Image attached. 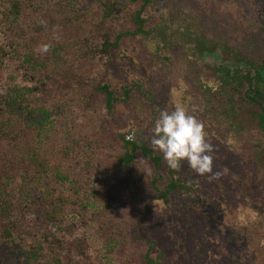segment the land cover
<instances>
[{
    "label": "trees",
    "instance_id": "16d2710c",
    "mask_svg": "<svg viewBox=\"0 0 264 264\" xmlns=\"http://www.w3.org/2000/svg\"><path fill=\"white\" fill-rule=\"evenodd\" d=\"M79 1L58 0L56 6L50 9L49 18L44 20H50L48 26L52 28L39 31L40 37L35 45L23 42V35L17 34L14 28L23 24L22 18L27 16V9L35 1L0 0V30L7 40L0 44V68L4 57L15 54L18 56L16 67L24 82L14 83L0 93V237H18L26 242V235L32 234L25 247L19 245L10 249L8 255H0V264H44V255L50 250L52 255H62L66 264H80L82 260L92 264L89 262L91 256L86 236L73 240L66 238L65 232L72 234L75 226L64 223L63 208L69 205L83 216L80 209L85 207L90 192L85 181L96 173L95 167H100V174L104 176L102 163L97 164L107 151L110 152L107 156L112 157L111 161L119 169L113 171L110 167V176L112 173L122 175L121 171L124 173L134 161L151 162L155 170L149 185L156 193L152 196L156 202L150 211L153 210L161 228L165 229L162 234H165L169 249L176 247L173 243L174 230L186 232L181 224V227L175 224L168 208L170 196L187 190L189 184L184 183L177 171L169 167L166 176L162 177L158 171L161 167L160 153L144 139L140 138L137 142L126 138L133 126L154 125L156 115L150 116L149 107L145 106L153 98L152 90L140 81L129 80L119 85L116 91L109 82H105L110 53L119 48L126 38L158 44L156 51L159 47L171 50L178 47L179 25L175 24L174 8H166V0H130L138 3L137 7H126L121 0H83L90 7L89 15H86L81 9L85 5H79ZM201 5V12L191 15L196 20L185 22L190 34H194L190 45L193 53L187 56L191 68L189 76L193 83L200 86L198 80L204 71L201 79L209 87L204 94L225 90L231 96L227 102L229 107L209 95L193 96L189 113H197L201 117L207 139L212 145H217L225 129L234 135L241 132L258 144L259 148L251 152L248 162L261 186L260 196L264 198V0H204ZM34 6L36 9L42 7L41 3ZM95 11L99 12V19L92 15ZM154 11L161 12L162 18L150 22L153 17L151 12ZM84 16L89 25H84ZM208 19L214 25L213 34L205 27ZM76 20L80 21L77 25ZM230 23L236 28L233 39L229 42L226 39L221 47L220 43L216 44L215 38L219 36V31L225 32ZM76 27L87 29V32L80 33ZM71 33L78 37L71 36ZM198 40L201 46L196 45ZM244 41L249 44H244ZM44 44L50 45V49L41 53L38 46ZM211 45L227 54L226 59L230 58L233 63L206 68L198 52L202 54ZM7 46L9 50L5 49ZM196 49L197 54L194 53ZM77 86L82 93L80 108L65 105ZM97 100H103V116L93 125ZM120 103L130 105L127 124L114 122L117 118L115 107ZM248 105L255 106L249 116L245 110ZM86 126L95 130L97 127V133L103 134L100 137L102 140H106L104 135L109 130L113 133V142L109 140L108 147L104 146L99 154L96 151L80 152L77 148L76 153H71L72 133L80 137ZM228 150L231 154V149ZM230 154L224 153L219 158L215 168L221 167L218 171L220 176L211 179L210 183L218 189L240 186L248 190L245 180H240L226 166ZM90 159L95 167L93 170L87 167L85 175L83 162L88 163ZM205 175L201 180L208 179ZM158 181L163 182L162 186L157 185ZM128 192L125 187L121 195L124 212L120 208L118 213H112L115 217L107 228L98 225L97 236L101 245L97 250L105 252L100 263L161 264L162 254L156 257L151 254L154 242L141 238L136 219L130 218L128 203L131 197ZM199 201L207 202L202 196ZM213 201L216 206L219 205L218 200L212 197L211 203ZM30 218H33L32 224L25 229ZM240 233L249 239L250 244L238 249L231 258L238 257L237 264H264V217L258 219L251 229L240 230ZM138 249L140 251L135 255ZM72 251L81 260H76Z\"/></svg>",
    "mask_w": 264,
    "mask_h": 264
},
{
    "label": "rangeland",
    "instance_id": "374dc122",
    "mask_svg": "<svg viewBox=\"0 0 264 264\" xmlns=\"http://www.w3.org/2000/svg\"><path fill=\"white\" fill-rule=\"evenodd\" d=\"M34 4L41 3V8H37L32 5L27 9V16L22 18L23 24L21 26H14L17 34H22L25 39V43L30 44L31 42L36 43V39L40 37L41 30L48 28L51 21H44L49 18L50 9L55 7V3L58 0H33ZM90 1V0H86ZM156 0H154L155 2ZM165 7L174 8L175 24L179 25L178 28V42L179 45L175 50L169 48L164 49L159 47L155 50V46H159L154 43H144L138 38H126L124 39L119 48L113 49L110 53V64L106 69L105 82H109L112 88L118 90V86L129 80L140 81L152 90L153 98L150 102L146 103V107H149V115H156L155 120L159 117V113L162 110L172 111L176 105L184 106L188 112L189 104L193 99V96H212L217 101L219 99L220 104L228 106L227 102L230 98L225 90L221 93L204 94V90H209V87L204 84L201 78L204 77L205 73L202 71V76L199 80V84L193 83L191 77V68L187 56L193 53L190 45L194 41V34H190L185 26L186 20L192 22L196 20L191 17L195 14L194 12H201V2L204 0H184V1H168ZM84 3L83 0L79 1V5ZM122 4L126 7L132 5L137 7L138 3H133L130 0H121ZM82 6L83 13L89 15V5ZM154 5V4H153ZM164 9V8H163ZM97 10V9H96ZM166 11V10H164ZM71 14V12H70ZM98 11L92 12V15L98 18ZM152 19L150 22H156L162 18L161 12H151ZM198 14V12H197ZM72 15V14H71ZM81 18L86 21V25H89L87 17ZM75 22V21H74ZM76 20V25L79 23ZM28 24L30 28H28ZM130 24V23H129ZM191 24V23H189ZM213 23L210 19L205 21V27L208 28L210 34H213L212 28ZM128 25V24H127ZM193 27L194 25L191 24ZM50 29L52 27H49ZM57 29V26L54 28ZM80 33H86L87 29L80 30L76 27ZM235 26L229 24L226 31H219V36L215 38V42L220 43L223 47V43L226 39L232 40ZM77 32V33H78ZM60 35V33L58 31ZM13 34V33H12ZM71 36H76L71 33ZM50 37V34L48 35ZM72 40H77L72 38ZM243 40V39H242ZM6 43L7 40L0 30V44ZM213 42V43H215ZM244 44H249L248 41H244ZM201 42L198 40L197 46H201ZM206 47V46H203ZM9 50L8 46L5 48ZM204 50V49H203ZM184 51V53H183ZM198 49H196L197 54ZM199 58L206 68H215L219 64H231L233 63L230 58H227V54L220 51L216 46H208V49L204 50L202 54L198 52ZM18 56L10 54L4 57L2 60V67L0 68V93H3L9 89L14 83L24 84L21 80V72L17 70ZM62 97L59 94V97ZM82 93L80 88L77 86L74 88V92L71 94L70 100L65 102V105L80 108ZM237 95L235 99H237ZM144 98V97H143ZM187 99V101H186ZM62 103L63 100H61ZM238 102V100H236ZM103 100L95 101L96 112L93 114V125L98 123V120L103 116ZM129 104L120 103L115 107V115L117 116L114 122L128 123L129 120ZM255 106L248 105L245 109L250 115ZM190 114V113H189ZM197 119L201 120V117L195 113L192 114ZM154 127L153 124L150 126H133L129 128V136L133 137V140L139 141L144 139L147 143L151 144L152 132L151 129ZM97 133L92 126H86L83 128L80 137L76 133H72V150L71 153H76L75 148L88 151L97 152L98 154L102 151L104 146L109 142H113V133L106 131L104 137L106 140H102L103 134ZM220 134V133H219ZM221 140L214 146L215 152L213 159V172H218L221 167L215 168L219 158L224 154H230L227 151L230 148L232 153L228 158V165L230 171H234L240 180H245L249 185L248 190L241 189L240 186L229 188L231 186L220 187L218 189L213 183H210L209 178L211 174L205 175L204 181L201 180L202 176L193 173V169L189 167L186 161H183L181 168L177 171V174L181 177L182 181L189 184L190 188L187 190L179 191L177 194L170 196V207L168 213L171 214V218L175 224L179 227L182 225L184 233H181L178 229L174 230V241L176 244L175 249H169L165 243L167 239L164 233L165 229L158 223V219L155 216L153 210L150 211V207H154V200L152 196L155 193L151 188L150 179L154 172V167L150 161L139 160L134 161L123 173L113 174L110 176V167L113 171L117 168L115 163L111 161V156L107 151L106 155L101 157L102 170L105 172L104 176L100 174L101 168L95 167L91 159L88 163L83 162V173L86 175V168L90 167L93 170L95 167L96 173L92 174L85 181L89 192L88 201L85 207L80 209L83 216L75 210L74 207L69 205L64 206L65 224H74V230L72 234L65 232L66 238L69 240L80 239L82 236H86L89 245V251L91 259L89 262L92 264H101L102 254L104 250L99 252L97 247L101 245L97 236L98 225H102L107 228L110 222H113L114 215L112 213H118L121 208L123 211L121 195L126 187V192L131 197L129 199L128 210L131 220L133 218L137 221L138 233L141 238L145 241L151 240L154 242L151 254L156 257L157 254L161 253V264H237L238 257L234 260L231 258L232 255L240 248H244L250 244L249 239L245 235H241L240 230L247 231L251 229L258 219L264 217V198L260 196L261 186L256 181V177L252 172V166L249 164L251 160L252 151L255 148H259L258 144L252 140L251 137L238 132L232 134L230 130L225 129L220 134ZM110 140V141H109ZM257 145V146H256ZM160 153V152H159ZM107 156V157H106ZM161 156V167L158 169L160 175L165 177L167 174L168 166ZM109 157V159H108ZM218 157V158H217ZM83 161V159H82ZM119 171V169H117ZM234 172H230L235 175ZM222 175V174H221ZM223 176V175H222ZM163 182L158 181L157 185L162 186ZM224 185V184H223ZM128 186V187H127ZM203 197L207 202L199 201V197ZM218 200V206L215 205L214 201L211 203V199ZM211 203V204H210ZM33 218L29 219L28 224L25 225V229L31 225ZM143 219V220H142ZM147 221V222H146ZM145 222V224H144ZM13 231V230H12ZM30 236V237H29ZM27 241L32 239V234H27L25 237ZM24 239L18 237L2 238L0 237V255L4 257L8 255L9 250L16 249L19 245L25 247ZM44 244L43 247H45ZM105 247V246H104ZM109 248V247H108ZM140 251H135V255ZM52 251L44 255V264H66V259L62 255H52ZM98 254H100L98 256ZM223 254V256L221 255ZM72 255H75L76 260H81L76 255V252L72 251ZM127 261V260H126ZM129 262V260H128ZM80 264H87L85 260H82ZM104 264V263H102Z\"/></svg>",
    "mask_w": 264,
    "mask_h": 264
},
{
    "label": "clouds",
    "instance_id": "9594fccd",
    "mask_svg": "<svg viewBox=\"0 0 264 264\" xmlns=\"http://www.w3.org/2000/svg\"><path fill=\"white\" fill-rule=\"evenodd\" d=\"M50 45L38 46L41 53L49 51ZM151 146L162 153L167 166L178 171L181 162L186 161L198 175L211 174L210 179H217L219 172H213L214 146L207 139L205 124L189 114L182 105L174 110H162L151 129ZM132 140V136L126 137Z\"/></svg>",
    "mask_w": 264,
    "mask_h": 264
}]
</instances>
